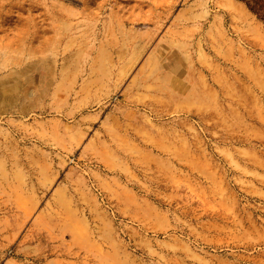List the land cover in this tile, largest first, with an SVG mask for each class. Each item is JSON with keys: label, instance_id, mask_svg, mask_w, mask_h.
<instances>
[{"label": "rangeland", "instance_id": "obj_1", "mask_svg": "<svg viewBox=\"0 0 264 264\" xmlns=\"http://www.w3.org/2000/svg\"><path fill=\"white\" fill-rule=\"evenodd\" d=\"M0 264H264V0H0Z\"/></svg>", "mask_w": 264, "mask_h": 264}, {"label": "bare ground", "instance_id": "obj_2", "mask_svg": "<svg viewBox=\"0 0 264 264\" xmlns=\"http://www.w3.org/2000/svg\"><path fill=\"white\" fill-rule=\"evenodd\" d=\"M108 1V0H107Z\"/></svg>", "mask_w": 264, "mask_h": 264}]
</instances>
